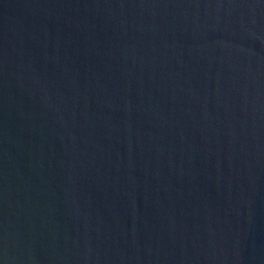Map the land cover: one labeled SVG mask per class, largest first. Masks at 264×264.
Listing matches in <instances>:
<instances>
[{
    "label": "water",
    "instance_id": "water-1",
    "mask_svg": "<svg viewBox=\"0 0 264 264\" xmlns=\"http://www.w3.org/2000/svg\"><path fill=\"white\" fill-rule=\"evenodd\" d=\"M0 264H264V0H0Z\"/></svg>",
    "mask_w": 264,
    "mask_h": 264
}]
</instances>
